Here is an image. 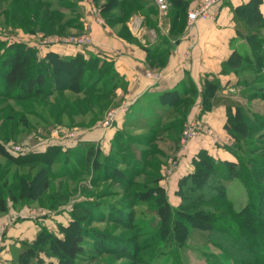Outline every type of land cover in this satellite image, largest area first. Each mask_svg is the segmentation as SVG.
<instances>
[{
    "label": "rangeland",
    "instance_id": "rangeland-1",
    "mask_svg": "<svg viewBox=\"0 0 264 264\" xmlns=\"http://www.w3.org/2000/svg\"><path fill=\"white\" fill-rule=\"evenodd\" d=\"M117 4L116 0H0V91L4 85V57L16 45L31 49L35 53L36 63L41 61L43 72L50 74V68L54 66L51 64L50 54H55L59 59L79 58L84 82L79 87L78 80L73 88L66 87L51 95L29 99L0 95V145L8 153L3 154L0 149V187L6 182L3 186L8 209H19L12 212L14 216L11 223L4 224V230L6 232L18 220L37 217L44 218L42 221L50 219L46 222L51 228L41 226V230H54V234L63 237L61 224H69L77 215L86 217L82 227L87 234L83 245L84 253L76 259V264H235L236 254L238 257L240 254H223L209 238L210 229H213L217 240L234 242L235 237L231 234L227 237H223L222 233L218 235L217 228L226 229L223 223L218 225L219 223L206 221L208 225H204L199 220H192L193 224L185 221L189 227L186 237L180 238L181 230L176 229L172 233V228L169 231L165 229L169 226L166 219L161 225L155 206L133 203L131 195L135 194L129 192L146 191L150 186L161 184L166 190L172 212L181 207V197L176 192L173 194L176 178L174 173L179 168L176 169L180 160L176 154L180 147L184 149L190 142L199 139H205L211 145L204 151L220 160L224 157L231 158L226 150L230 147L241 156L237 155L246 166L257 163L259 156L264 157V130L257 120L258 116L263 117L264 100L251 97L252 92L264 86V65L235 71L239 76L250 79L254 74L260 75V80L250 88L236 87L240 81L237 77L233 83L225 85L219 80V88L210 100L212 107L205 111L204 106L198 104V110L202 114L210 112L216 103L225 107L226 104L231 105L229 114L226 107V117L220 132L200 121L197 115L192 117L193 110L190 107L194 103L193 99L186 101L185 106L188 107L176 111L170 120L158 119L162 127L160 130L151 125L154 120L150 125H146L145 120L135 125L123 123L121 116L126 113L121 112L111 122L109 114L125 106L127 102L115 104L110 92H106L113 84L111 64L101 58L100 53L95 55L97 53L90 51L96 48V34L90 29L85 30L83 25L86 24L84 18L88 10L92 12L96 23L105 25V17L110 15ZM170 6L169 3V9ZM190 8L187 9L186 17ZM261 8L264 11V0ZM73 25L79 29H71ZM257 27L261 28L258 35L264 38V25ZM255 31L253 28L243 27L244 36L249 38ZM83 36H90V41L83 44L66 42ZM238 37L240 39L236 50L242 52L244 58L251 56L248 53L251 51L248 40L243 36ZM61 50L75 54L66 57ZM67 69L64 68L68 71ZM57 80L61 83L69 82L62 75ZM96 88L103 90L92 92ZM238 109L248 117L246 120L249 127L256 128L250 138L246 136L240 141L230 135L227 127L229 115L235 116ZM180 112L186 115L180 118ZM180 119L183 122L179 124ZM175 120L179 121L174 123ZM188 122L196 124L195 131L198 135L184 140L183 133ZM95 134L100 138L99 141L93 140ZM251 141L253 144L249 145ZM89 144L100 148V153L87 155ZM250 147L257 153L249 155ZM215 152L222 153L218 155ZM34 153L40 154L33 155ZM9 155L16 160H10ZM30 157L36 159L30 160ZM136 157L140 164L146 162L145 171L138 177L133 176L130 167V164L134 166ZM106 164L108 168L105 167ZM135 166L139 167V164ZM127 179L136 183L130 190L122 184ZM39 187L41 189L36 192ZM196 191L194 193L199 195ZM201 191L205 192V189ZM226 191L234 208L239 210L246 204V191L240 178L229 180ZM86 203L92 205L91 216L84 209ZM217 205L207 199L203 208L216 209L217 212L227 210ZM94 208L98 210L95 211ZM220 217V221L227 220L231 223L230 216ZM171 224L170 220V226ZM95 231L104 232L105 241L98 239ZM0 235L2 236V232ZM259 238L263 239L261 236ZM46 257L50 264H58L55 254Z\"/></svg>",
    "mask_w": 264,
    "mask_h": 264
},
{
    "label": "trees",
    "instance_id": "trees-1",
    "mask_svg": "<svg viewBox=\"0 0 264 264\" xmlns=\"http://www.w3.org/2000/svg\"><path fill=\"white\" fill-rule=\"evenodd\" d=\"M116 1L118 2L117 5H119L120 2L118 0ZM169 3L174 17L176 18L188 9L187 0H169ZM123 4L129 8L128 11L131 12L136 8L137 0H126ZM262 5L263 0H249L234 9L237 34L248 40V46L251 47V51L248 53L251 54V56H245L244 58L242 52L235 49L226 63L224 74L233 71L232 73L237 78H240L239 85L236 86L240 89L250 88L258 82V79L260 80V75L254 74L253 78L250 79L239 76L237 72L242 69H249V67H254L255 69L257 66L259 67L260 64L264 65V38L258 35V31H260L261 28L257 27L264 25V11L261 8ZM243 27H250L256 31L252 36L250 35L249 38L247 35L244 36ZM50 60L52 61L51 64L54 65L52 68L49 67L52 71L51 74L49 72H43L41 69V66H43L40 63L41 61L36 63L35 53L31 49H25L22 45L11 47L3 60V66L5 68V71L2 74L4 85L3 90L0 91V95L7 97L11 96L16 99H29L40 95H51L54 91L64 88L66 89V87L69 89L73 88L78 80H80L78 83L79 87L80 85L82 86L84 82L81 72L82 67L79 65V58L73 60L59 59L55 54H50ZM255 63L259 65H256ZM49 68H47L48 71ZM64 68H68V71L64 70ZM61 75L64 77V80H68L69 82L61 83L58 81L57 77H60ZM218 81V79L205 81L201 95V104L204 106L205 111L212 107L210 100L214 97L219 88ZM101 90L103 89L96 88L92 92H99ZM88 92H91V90ZM251 97L253 99L264 100V86H261L259 90L252 92ZM162 98H164L163 103L165 106H168V111L170 112L188 107L185 106L187 100L184 97H179L177 91L166 93L165 95H162ZM226 107L229 109V114L231 105L226 104ZM238 110L239 111L235 116L229 115L227 126L230 135L235 138L236 141H240V139L245 138L246 136L250 138V134L256 129L254 127H249L246 120L248 117L242 114L243 112L241 109ZM179 114L181 117L186 115L184 112H180ZM262 116L263 117L258 116L259 118L257 120L264 130V114ZM7 118L11 117L7 116ZM178 121L179 120H175L174 123H177ZM139 122L130 124L135 125ZM181 122H183V119H180L179 124ZM145 123L146 125L151 124L150 122ZM154 127L156 130L162 128L159 123ZM253 141L255 143V140ZM252 144V141L249 142V145ZM0 147L1 151H3L2 153L6 154L7 152H4L5 150H3V147L1 145ZM100 150L101 149L95 145L89 144L87 155H94V153L98 152L100 153ZM226 150L231 155V158L224 157L220 160L204 150L196 155L193 159V170L179 180V189L176 191V194L181 197L182 204L181 207L173 209L174 212H172V208L169 206L170 203L166 196V190L161 184L153 187L150 186L146 191H130V194H135L131 195V200L133 203L138 202L142 205L148 203L151 207L155 206L159 218L161 219V225L162 221L166 219L169 226H166L165 229L169 231L170 228H172L170 231L172 233L176 229L181 230L180 238L186 237L189 227V224H186L185 221L190 224H193L194 221L196 222L198 220L202 223L204 222V225H208L206 221L215 222L216 224L219 223L218 225L224 224L226 229L217 228V230L219 229L218 235H221L222 233L223 237H227V235L231 234L235 237L234 242L230 240L231 243H224L221 239L217 240L213 235V229H210V241L214 242L218 249L225 255L235 252L240 254V257L236 254L234 259L235 264H264V157L259 156V161L257 163L246 166L240 158L241 156L235 150L232 151L231 147ZM248 150L249 155L257 153L251 147ZM261 151L262 150H259V152ZM8 152L10 153V151ZM39 154L40 153H34L33 155ZM36 157H30L29 159L34 160ZM9 158L12 161L16 160V158H13V156L10 157V155ZM137 158L138 157H136L134 161V166L130 164L134 177L140 176L142 172L145 171L146 167V162L140 164ZM136 164H139V167H136ZM105 167L108 168V164H106ZM135 168L139 169L136 170ZM236 177L241 179L247 196L246 204L239 210L234 208L226 191L227 182ZM208 183H212L213 185L210 186ZM122 184H124L127 190H130L134 184L136 185L132 179H127L126 182H123ZM3 185H6V182L3 183ZM3 185L0 187V214L8 211V202ZM202 185L204 186L202 187ZM142 187L144 186H140V188ZM203 188L205 189V192L201 191ZM38 189L41 188H36V192ZM196 190L199 195L194 193ZM206 190H209L210 192L208 193ZM212 192H214V195ZM207 199L211 200L214 205L218 204V207L221 205L227 210L222 209V211L217 212L216 209L208 210L203 208V203ZM84 207L85 211H88L87 215H93L90 212L93 209L90 203H86ZM94 210L96 211L98 208H94ZM220 215L224 217L226 215L230 216L231 223H228L227 220L220 221ZM181 218H183L184 221ZM85 220L86 217H77L76 215L72 218V222L65 226L61 225L63 237L57 236L48 229H42L33 242L24 245L25 248L18 257V263L45 264L40 255L43 254L50 256L51 254H55L58 257V264H76V259L84 253L83 245L86 243L85 236L87 232L83 229L82 224ZM170 220L172 221L171 226ZM223 230L225 233H223ZM257 234L258 236L256 237ZM177 235L179 237V234ZM95 236L102 241H105L106 239V234L101 231H95ZM260 236L263 237V239H260ZM48 264H50V262H48Z\"/></svg>",
    "mask_w": 264,
    "mask_h": 264
},
{
    "label": "crops",
    "instance_id": "crops-1",
    "mask_svg": "<svg viewBox=\"0 0 264 264\" xmlns=\"http://www.w3.org/2000/svg\"><path fill=\"white\" fill-rule=\"evenodd\" d=\"M187 1L189 9L196 0ZM225 1L217 20L200 21L190 33L186 30L187 11L176 18L171 8L165 16L155 0H137L136 8L131 12L123 4L126 0H119V5L105 17V25L101 26L88 10L83 27L92 30L97 38L96 48L90 51L97 53L95 55L100 53V57L111 64L113 84L106 92H110L115 104H130L126 114L121 116L123 123L154 120L153 124L158 125V119L170 120L176 111H168L162 95L177 91L179 97L187 101L193 99L192 117L197 115L200 121L210 124L216 131L222 130L226 107L216 103L210 112L202 114L198 104H201L206 80L218 79L225 85L233 83L236 78L232 72L224 74V69L240 39L234 9L249 0ZM71 29L79 28L73 25ZM61 52L66 57L75 54ZM94 137L93 140H100L96 134ZM210 146L205 139H199L184 149L180 147L176 154L180 160L174 173L173 194L179 180L193 170L196 155ZM216 153L221 155L222 152ZM17 210L11 207L0 214L3 242L0 264H19L18 257L24 245L35 240L41 226L51 228L46 222L48 219L42 221L44 218L28 217L11 224L5 232L3 225L11 223L12 212ZM40 257L49 262L45 255Z\"/></svg>",
    "mask_w": 264,
    "mask_h": 264
},
{
    "label": "built area",
    "instance_id": "built-area-1",
    "mask_svg": "<svg viewBox=\"0 0 264 264\" xmlns=\"http://www.w3.org/2000/svg\"><path fill=\"white\" fill-rule=\"evenodd\" d=\"M159 10L166 16L165 12H169V3L167 0H155ZM225 0H196L195 4L190 8L187 17L186 30L188 33L192 32L200 21H215L220 14V7H222ZM90 36L74 37L73 40H66L67 43H80L83 44L90 41ZM130 104H127L117 111H113L109 114L111 122L115 120L118 113H126ZM108 125V120L106 121ZM196 124L193 122H188L187 127L184 130V140L192 139V137L198 134L195 131ZM19 148H17L18 151ZM16 151V150H15ZM16 151V152H17ZM20 152V151H19ZM2 244V236L0 235V247Z\"/></svg>",
    "mask_w": 264,
    "mask_h": 264
},
{
    "label": "water",
    "instance_id": "water-1",
    "mask_svg": "<svg viewBox=\"0 0 264 264\" xmlns=\"http://www.w3.org/2000/svg\"><path fill=\"white\" fill-rule=\"evenodd\" d=\"M165 14L167 15V14H168V12H165Z\"/></svg>",
    "mask_w": 264,
    "mask_h": 264
}]
</instances>
